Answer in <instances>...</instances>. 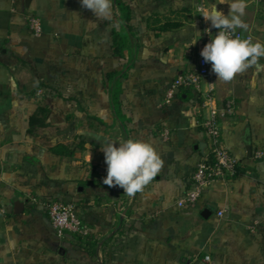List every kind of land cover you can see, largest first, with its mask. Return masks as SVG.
<instances>
[{
    "label": "crops",
    "instance_id": "0c3cea01",
    "mask_svg": "<svg viewBox=\"0 0 264 264\" xmlns=\"http://www.w3.org/2000/svg\"><path fill=\"white\" fill-rule=\"evenodd\" d=\"M230 2L112 0L109 21L81 0H0V264H264V57L230 82L211 67L204 89L219 106L238 102L221 138L243 172L210 183L193 206L177 204L211 141L199 125L202 95L182 90L166 104V90L219 31L199 7L227 15ZM28 14L41 18L40 35ZM243 19L264 43V0H248ZM128 138L164 161L132 198L103 184L104 140ZM51 201L73 204L89 233L60 237Z\"/></svg>",
    "mask_w": 264,
    "mask_h": 264
},
{
    "label": "clouds",
    "instance_id": "9594fccd",
    "mask_svg": "<svg viewBox=\"0 0 264 264\" xmlns=\"http://www.w3.org/2000/svg\"><path fill=\"white\" fill-rule=\"evenodd\" d=\"M227 4V15L218 11L216 4L208 8L199 7V15H202L205 21H210L213 28L219 29L204 46L200 55L204 62L211 64L217 79L224 82L232 81L264 57V43L254 41L251 36L243 38L237 34L238 29L245 32L248 30V25L243 19L248 0H231ZM81 6L91 10L97 20H113L112 0H81ZM206 30L210 33V29ZM101 151L107 165L103 184L109 187L119 186L124 190L123 194L130 198L143 192L164 164L150 142L137 138L120 142L106 139Z\"/></svg>",
    "mask_w": 264,
    "mask_h": 264
},
{
    "label": "built area",
    "instance_id": "2783aa9c",
    "mask_svg": "<svg viewBox=\"0 0 264 264\" xmlns=\"http://www.w3.org/2000/svg\"><path fill=\"white\" fill-rule=\"evenodd\" d=\"M27 20L32 31L40 35L42 33L41 18L34 14H28ZM237 34L243 38L251 36L255 41V37L251 33L237 30ZM210 76L211 64L204 62L203 57L200 55L198 66L178 75L166 90V104H170L176 94L182 90L202 95V102L198 108L201 116L199 125L209 135L211 141L209 155L198 164L194 173L193 188L177 202L181 208L195 205L210 183L228 180V178L235 176L238 173V166L241 165L240 159L226 149L221 138V121L236 116L238 102L236 98L230 97L224 105L219 106L214 91L212 89L205 90L203 86L204 81ZM41 92L42 90H39V93ZM263 155V152L256 153L258 158ZM45 209L56 233L60 237L67 234L86 235L89 233L88 227L84 225L76 213L73 204L51 201L45 204ZM219 215H223V212H219ZM205 258L209 260L210 256Z\"/></svg>",
    "mask_w": 264,
    "mask_h": 264
},
{
    "label": "trees",
    "instance_id": "16d2710c",
    "mask_svg": "<svg viewBox=\"0 0 264 264\" xmlns=\"http://www.w3.org/2000/svg\"><path fill=\"white\" fill-rule=\"evenodd\" d=\"M119 4V2H118ZM120 11H121V15L120 17L122 18V20L125 22V20H127V15H128V8L125 4H121L120 3ZM173 23H168L164 26V28H168L172 25ZM127 46V39H126V33L125 30L121 31V32H117L115 33V49L118 53H122L123 50H125ZM56 152L59 154H68V149L64 146H61L59 148L56 149ZM238 174L243 172L241 165L238 166L237 168Z\"/></svg>",
    "mask_w": 264,
    "mask_h": 264
},
{
    "label": "water",
    "instance_id": "95a60500",
    "mask_svg": "<svg viewBox=\"0 0 264 264\" xmlns=\"http://www.w3.org/2000/svg\"><path fill=\"white\" fill-rule=\"evenodd\" d=\"M32 2V0H26V4H27V6H29L30 5V3ZM16 205H17V208L18 207H22L23 206V203H16Z\"/></svg>",
    "mask_w": 264,
    "mask_h": 264
}]
</instances>
